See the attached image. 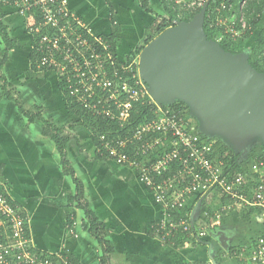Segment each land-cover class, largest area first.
<instances>
[{
    "label": "crops",
    "instance_id": "0c3cea01",
    "mask_svg": "<svg viewBox=\"0 0 264 264\" xmlns=\"http://www.w3.org/2000/svg\"><path fill=\"white\" fill-rule=\"evenodd\" d=\"M69 3L71 11L94 35L110 36L119 30L117 55L122 61L144 43L146 30L158 17L169 16L162 0H147L150 11L143 8L141 0ZM0 21L6 30V37L0 32V63L8 43L12 44L0 69V77L8 85L4 87L0 81V186L26 212L37 249L52 255H72L81 264H100L101 248L84 229L85 212L69 200L75 196L76 186L72 177L64 173L56 143L44 133V122L36 117L31 120L16 100L25 112L42 114L66 137H71L68 160L85 186L90 210L110 230L108 239L115 249L113 263L165 264L164 257L175 253L177 260L173 262L179 264H248L258 237L264 234V221L257 212H233L222 224L210 218L204 220L203 226H208L204 244L186 242L174 252L171 244L162 243L153 230L161 218V208L150 191L133 170L111 160H98L93 136L69 112L56 73L32 68L34 39L28 32L31 20L0 0ZM25 170L30 176L26 184L13 180ZM71 217L75 223L68 229Z\"/></svg>",
    "mask_w": 264,
    "mask_h": 264
},
{
    "label": "built area",
    "instance_id": "2783aa9c",
    "mask_svg": "<svg viewBox=\"0 0 264 264\" xmlns=\"http://www.w3.org/2000/svg\"><path fill=\"white\" fill-rule=\"evenodd\" d=\"M2 1L32 20L28 32L33 36L34 49L41 55L39 67L52 70L59 81H65L68 99L84 115L108 118L125 129L130 125L132 101L158 105L140 76V56L128 62L117 55L116 60L102 36L94 35L71 11L69 0ZM162 1L178 14L171 27L181 22V9L210 7L212 15L233 14L231 0ZM248 1L240 6L239 20L224 25L226 34H236L241 27L246 30L242 22ZM220 18L218 23L224 21ZM164 109H156L151 122L137 126L130 134L97 135L95 146L97 155L133 170L150 191L161 208V218L153 226L158 239L172 246L179 238L187 243L205 240L208 226L200 227L199 222L209 218V206L215 208L213 222L219 223L227 215L246 208L260 209L259 217L264 221V180L255 179L264 162L233 165L226 156L219 158L216 142L203 135L195 122L190 124L171 109ZM223 199L226 202L222 204ZM28 228L30 231L21 208L6 190L0 191V264H72L65 253L35 254L32 250L37 248ZM247 261L264 264V234L258 237Z\"/></svg>",
    "mask_w": 264,
    "mask_h": 264
},
{
    "label": "water",
    "instance_id": "95a60500",
    "mask_svg": "<svg viewBox=\"0 0 264 264\" xmlns=\"http://www.w3.org/2000/svg\"><path fill=\"white\" fill-rule=\"evenodd\" d=\"M205 10L190 22L166 29L145 46L140 76L157 103L178 99L194 105L205 119L208 135L219 130L248 134L263 129L264 74L248 58L227 53L208 40ZM199 130L204 135L200 126Z\"/></svg>",
    "mask_w": 264,
    "mask_h": 264
},
{
    "label": "trees",
    "instance_id": "16d2710c",
    "mask_svg": "<svg viewBox=\"0 0 264 264\" xmlns=\"http://www.w3.org/2000/svg\"><path fill=\"white\" fill-rule=\"evenodd\" d=\"M245 0H231V3L233 4V19L239 20L240 18V6ZM211 3L213 0L210 1ZM141 4L143 5V8L147 11H150L148 8L147 0H141ZM163 4L165 5V9L167 11L168 17H161L157 18L154 25H152L149 29L146 30V38L144 43H142L139 47H137L135 50H133L130 53V56L127 58L128 62H131L133 59H136L138 56H140L141 52L145 48L146 45H148L153 39H155L157 36H159L161 33H163L166 29L173 26V21L175 18L178 17V14L176 11L172 9L171 6L167 4V2L163 1ZM202 11V9L196 10L195 12L191 14H186L184 17L179 18L181 22H190L197 14H199ZM212 8L207 7L205 10V19H204V32L210 41H215L216 36L218 34L223 35V42L220 43V47L222 50L226 51L227 53H230L232 55H240L243 45L245 43V40H248L252 34L256 31L257 26L259 25V22L261 21L262 16L264 15V0H249L248 4L245 6L244 12L245 16L247 18V22L250 24L251 28L249 32L247 33L244 40L239 44H233L227 42V38H230V34H226L225 31L222 28H210V23L212 20H214V16L212 15ZM209 16H211L209 18ZM38 18L41 20V16L38 15ZM115 29V28H114ZM119 30L115 29L113 33L110 36H102V39L109 44L110 46V52L114 55V58L117 60V49H118V37L117 33ZM0 32L6 37V30L3 26V24L0 21ZM89 41L93 42V39L91 37H88ZM12 44L8 43V46L5 49V53L2 58V62L0 63V69L1 66L5 63L8 57V52L11 49ZM103 51V50H102ZM264 29L260 32L257 41L255 43V46L253 47L251 54L247 56L249 64L260 74H264ZM32 58V68L36 71H45V72H52L50 69H42L39 67V58L41 57L39 51L37 49H34ZM121 62H117V66H119ZM122 72V71H121ZM121 75L123 74L120 73ZM125 75V74H123ZM0 81L4 84V87H7V82L4 78L0 77ZM59 90L63 94V96L67 99V106L68 110L71 114L75 115L76 117H79L83 124L87 127V129L90 131L91 134H93L94 139V145H98L97 141V135L103 134V133H113L118 135L119 133L122 135L130 134V132H133L137 126L144 124L146 122H151L154 118V111L157 109L156 105L153 103L151 105L149 104H142L140 101H132L131 103V118L129 120L130 125L125 128L121 129L117 122H113L109 120L108 118H93L91 116L84 115L81 108L79 106H76V104H73L68 99V90L66 87V83L63 79L59 81ZM8 94V92H7ZM18 105L20 106V110L28 116L31 120H34L35 117L37 120H41L44 122L45 131L44 133L46 136H49L57 145L59 153L61 155L62 160V166L64 169V173L66 175H69L72 177L73 182L76 186V194L74 197L69 198L71 203H76L78 208H81L84 210L87 222H84V229L88 230L90 235L98 242L100 248H101V255H100V264H113V256L115 254V249L111 241L108 239L109 237V229L107 228L106 224L103 223L98 216L90 210L86 198H85V186L83 182L77 177L76 172L72 165L70 164L68 160V151H67V145L71 139V137H66L64 135L63 130L57 128L53 124H51L48 120H45L42 116V114L37 113L31 114L29 112H25L22 108L20 102H18ZM152 107V108H151ZM169 108L179 116L185 118L186 115L189 114L188 107L182 103L178 102L176 104L171 105ZM185 112V113H184ZM153 113V114H152ZM219 143L215 144V150L217 152V156L219 158H224L227 149L222 150V148L219 146ZM232 151V150H228ZM232 153V152H231ZM264 153V149L263 152ZM233 154V153H232ZM229 154L226 155V160L229 159ZM98 159H102L99 155H97ZM257 162H264V154L263 156H257L256 157ZM238 156L233 157L232 164L236 165L238 164ZM256 181H262L264 180V172H260V174L255 176ZM4 188L0 186V191H3ZM226 201L223 199L222 204ZM15 204V202H14ZM210 213L209 218L212 220L214 218L213 212L215 208L213 206H209ZM248 209V210H246ZM242 210L241 212H248L253 213L257 212L258 214L261 213L260 209L257 208H246ZM21 214L23 217L27 218V214L25 211L21 210ZM75 215V214H74ZM204 220H208L207 217L203 218ZM74 217L70 218L68 222V229H72L74 226ZM31 232L28 228V234ZM31 235V234H30ZM186 241L182 238H179L176 242V244L173 246L174 249L178 250L182 245H185ZM195 244V243H194ZM35 254L36 253H45L44 251H41L39 249L32 250ZM49 255V253H46ZM47 256V255H46ZM65 257L68 258V260L72 264H81L78 260H76L72 255L64 254ZM191 264H208L207 262H195ZM243 264V263H242Z\"/></svg>",
    "mask_w": 264,
    "mask_h": 264
},
{
    "label": "rangeland",
    "instance_id": "374dc122",
    "mask_svg": "<svg viewBox=\"0 0 264 264\" xmlns=\"http://www.w3.org/2000/svg\"><path fill=\"white\" fill-rule=\"evenodd\" d=\"M217 2H222V0H214V3H217ZM179 12H180V15L182 17H184L186 14H191V13H193L195 11H186L184 9H181V11H179ZM213 16H214V18H213L214 22L210 24V28L211 27L212 28H222L224 31H225V26L224 25H228L229 26V24L231 23L230 21L234 20L233 19V15H231L230 13H222L221 15L214 14ZM220 17H222L224 19V21L222 23H218L219 20L221 19ZM31 21H30V23H31ZM225 22H227L228 24H226ZM30 23H28V24H30ZM242 23L245 24L246 30H244L241 27V30H239V32L236 31V34L233 33L234 35L231 32H229L230 33V35H229L230 38H227V42L233 43V44H239V43H241L244 40V38L246 37L247 33L249 32L251 26L247 22L246 16L244 17V20H243ZM263 29H264V15L262 16L261 21L259 22V25L257 26L256 31L252 34V36L248 40H245V43H244L243 48H242V51L240 53V57L241 58H247V56H249L251 54V51H252L253 47L255 46L257 38H258L260 32ZM222 34H218L216 36L215 41H214L219 46H220V43L223 42V40H224ZM40 80L41 79H39L38 81H40ZM147 87L149 88L148 85H147ZM37 101H38V99L36 98V102ZM178 102H182V101L178 100V99H174L170 103L169 102L157 103L158 107L157 106L156 107H157V110L160 112L161 110H165L164 109L165 107L169 108L171 105L176 104ZM182 103H184L187 107L189 106L188 107V109H189V114L188 115L189 116L186 115V117L184 118L186 120V122H189L190 124H191V122H195L196 125L198 126V128L200 126V128L202 129V132L204 133V135L206 137L214 140L216 143L220 142L219 146L222 148V150L227 149L226 155L229 154V156H230L229 159L231 161L233 160L234 155L238 156V162H239L238 165H241L242 163H245L247 161L248 162L256 161V159H257L256 157L257 156H263L264 153H262V152H263V149H264V128L263 129H256L253 134L249 135L247 137V139H245L246 140L245 142L241 141L243 139V135L246 133V132H243V131H241L238 134H232V133H229V132H226V131L219 130V131H217L218 133L215 134V135L214 134L213 135L212 134L208 135V131L205 128V119L202 117V115H200L199 112L196 111V109L194 108V105L189 104V102L188 103L182 102ZM52 114H53V112L50 115L52 116ZM197 126H195V127H197ZM92 136H93V134H92ZM228 150H232L231 152L233 154L230 151H228ZM260 172H264V168H262ZM27 173H28V170H25L22 173L16 174V176L13 178V180H17L21 184H26L30 180V176ZM150 202H151V200H150ZM223 221H224V218L220 222V224H222ZM199 224H200V227L203 226L202 221H200ZM214 240L219 244V242H218L219 239L216 238ZM205 242L206 241L203 240V241H201L199 243H195V244H200V243L204 244ZM220 242H221V240H220ZM219 245H221V244H219ZM172 250L174 252H177V250H174V249H172ZM213 254L214 253H210V255H213ZM169 255H170L168 257L169 259L167 257H164L165 259L162 260V261L166 262L165 264H179L177 261L175 263L173 262V261L177 260V257L175 255V253H172V254H169ZM207 257L208 256H205V258H207ZM207 260H208V258H207ZM124 263H126V261ZM216 263H218V262H216ZM113 264H123V263H122V261H119V262L113 263ZM161 264H164V263H161ZM181 264H183V262H181ZM186 264H190V263L188 262Z\"/></svg>",
    "mask_w": 264,
    "mask_h": 264
},
{
    "label": "flooded vegetation",
    "instance_id": "af4514ba",
    "mask_svg": "<svg viewBox=\"0 0 264 264\" xmlns=\"http://www.w3.org/2000/svg\"><path fill=\"white\" fill-rule=\"evenodd\" d=\"M210 129H212L211 127H209ZM213 131H216V130H214L213 129ZM254 132H251V133H245L244 135H243V142H245L246 140L245 139H247V137L249 136V135H251V134H253Z\"/></svg>",
    "mask_w": 264,
    "mask_h": 264
},
{
    "label": "bare ground",
    "instance_id": "6f19581e",
    "mask_svg": "<svg viewBox=\"0 0 264 264\" xmlns=\"http://www.w3.org/2000/svg\"><path fill=\"white\" fill-rule=\"evenodd\" d=\"M148 11V10H147ZM152 11V10H151ZM115 24V23H114ZM34 55V54H33ZM147 86V85H146ZM140 102V101H139ZM152 108V107H151ZM166 108V107H165ZM171 109V108H170ZM185 113V112H184ZM153 114V113H152ZM189 116V115H188ZM97 155V154H96ZM99 160V159H98ZM76 217V216H75ZM201 224V223H200Z\"/></svg>",
    "mask_w": 264,
    "mask_h": 264
}]
</instances>
